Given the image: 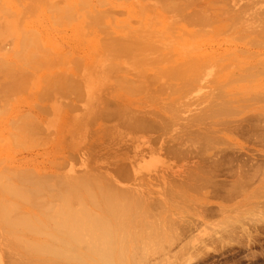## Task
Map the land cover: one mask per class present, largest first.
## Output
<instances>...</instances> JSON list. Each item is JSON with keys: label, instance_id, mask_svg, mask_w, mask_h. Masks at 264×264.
<instances>
[{"label": "bare ground", "instance_id": "1", "mask_svg": "<svg viewBox=\"0 0 264 264\" xmlns=\"http://www.w3.org/2000/svg\"><path fill=\"white\" fill-rule=\"evenodd\" d=\"M117 1L0 0V102L4 103L3 107L0 103L2 108L0 113L3 114L8 109V114L0 118V162L9 157L10 138L12 144L17 147L35 133L51 132L49 130L56 128L53 133L56 134V140H60L63 134V128L60 129L58 123L60 116L68 117L69 127L65 126L64 130L80 145L87 142L90 124L100 129L94 128V137L98 142L103 138H108L110 142L120 139L122 134L118 125L142 133L165 131L176 116L174 114L176 110L172 114H166L167 111L163 107L164 116L148 112L147 109L143 114L136 113L132 110L134 99H142L141 102L148 105L157 104L155 102L162 100L160 96L180 97L186 91V95H190L199 87L198 84L206 80L204 77L206 74L207 80H213V85L220 93L222 92L220 95L214 88L219 93L217 95L225 98L221 99L222 103L216 101L217 104H213L216 106L220 103L216 107L218 109L211 107L209 110L212 114L208 117L216 119L215 124L218 122L215 127L197 129L204 120L203 117L197 118L191 121L192 125L188 130L182 131L181 135L172 139L176 142L175 146L169 149L173 156L183 159L197 157L198 160L192 162V165L188 164L184 171H179L172 179H166L165 185L158 191L147 186L150 187L147 190L151 191L148 192L146 187L137 181H132L130 183L132 186L130 184L123 186L122 182L131 181L134 174L142 172L133 161L127 164L130 160L127 153L125 155L115 153L112 161L121 163L114 172L106 170L109 173H104L99 167L93 166L100 158L95 152L92 155L93 163L90 162L93 164L91 171L87 170L88 172L83 175L68 171L52 177L29 168L22 171L19 168L17 172H14V168V171L9 172L2 167L0 264H114L123 261V252L127 251L128 246L125 241L128 237L122 235L120 230L128 226L126 225L128 219L127 222L124 221L125 224L120 222V219L121 221L125 219L128 211L133 217L139 212L141 215L144 212L147 216L145 211L152 212L154 208L157 211L163 209L161 211L168 214L171 208L167 204L181 209L180 207L183 208L181 204L188 205L193 200L190 198L189 201L186 195L195 194L197 197L193 195L196 198L193 203L206 204L201 207L198 203L196 212H208L209 215L214 211L208 206L212 203L211 199L218 197L221 203L224 202L230 195H234L232 193L240 183L238 180L244 177L242 169L248 167L246 163H249L250 157L248 161L243 162L241 159L243 156L240 157L238 154L241 149L236 150V147L226 143L227 140H232L223 138L224 130H227L230 123L219 118L226 117L233 111L238 96H262L264 99V47L261 45L264 37H261L259 42L241 44L242 46L235 43L234 38L231 40L234 49H222L220 41L211 39L200 43L198 39L206 35L201 31L206 29L201 30L197 27H205L212 23L224 27L234 26L241 20L246 7L242 6L237 11L224 15L219 14L218 8H215L217 0H159L157 7L139 0H131V4ZM131 7H136L133 13L127 10ZM221 7L224 8L223 5ZM124 8L126 13L121 11V15L124 13L127 18L119 19L116 15L120 11L118 13L117 11ZM259 14H254L253 17L258 16L257 21L261 18L264 22V11ZM135 16L140 17V26L132 25L130 18ZM168 23L171 30L180 28L183 32L184 42L171 48L175 50L176 58L169 61L166 57L156 61L148 59L146 53L166 47L165 33ZM250 25L247 23L236 30L238 33L247 32ZM68 28L72 34L68 36L70 46L64 45L60 38V35L68 32ZM257 32L264 34L262 29ZM238 46L245 51L239 50ZM261 51L263 53L259 54ZM243 54L255 57L259 60L258 63L234 64V61L240 59ZM130 58L132 60H129ZM209 60L214 62L215 71L205 67L204 63ZM208 70L211 72L210 77H207ZM134 71L137 80L130 78L131 72ZM252 82H257V85L252 86ZM99 91H108L104 93L117 98L120 104L116 108H110L112 104L108 103L109 97H105ZM97 93L99 97L102 94L103 98L96 97L95 102L93 99ZM203 94L206 93L201 95ZM69 95H76L79 98L85 96L89 99L86 105L88 111L83 116L70 114L76 106L60 101V98ZM10 96H15L14 102L17 100L18 103H32L34 112H30L32 107L27 114L12 112L7 101H10ZM138 96L141 97L137 98ZM179 97L176 98L177 101L182 99ZM241 99L240 102L245 101ZM48 109L54 116L45 121L42 114H50ZM236 109L238 110L237 107L235 111ZM234 113L233 111L231 114ZM260 117H262L260 114L253 115L247 121L241 120L239 127L236 124L237 126L233 128L235 132L239 131L238 136L240 132L249 133L259 127L256 124L250 125L249 123H252L250 121L260 120ZM114 119L118 121L115 126H100L104 120ZM261 129L263 132L264 127ZM262 132L261 135L264 134ZM35 135L33 137L37 136ZM210 155L216 157L207 158ZM233 159L239 162V165L242 162L240 167L237 168L238 164H231ZM254 160L257 159L254 157ZM255 161L252 162L253 165H256ZM132 164L135 166H130ZM253 165H250V168L251 166L253 168ZM250 168L246 170L249 172ZM224 174L227 177H224ZM242 184L245 183L241 182L240 185ZM257 190L253 192L257 193ZM239 191L237 190L238 193ZM237 197L233 198L237 200ZM186 199L188 202H183ZM223 206H219L220 211H223ZM132 216L129 222L132 221ZM139 219L143 222L144 215ZM172 219L168 221L174 223ZM190 223L194 226L193 222Z\"/></svg>", "mask_w": 264, "mask_h": 264}, {"label": "rangeland", "instance_id": "2", "mask_svg": "<svg viewBox=\"0 0 264 264\" xmlns=\"http://www.w3.org/2000/svg\"><path fill=\"white\" fill-rule=\"evenodd\" d=\"M139 1H144L149 6L157 7L159 0ZM117 2L131 4V0H118ZM257 4L258 6L255 7V5ZM222 5L224 6V8L221 7ZM242 6L246 7V9H244L245 12H243L241 20L237 21L234 26L224 27L219 25L218 23H212L205 27H197L201 30L206 29L204 31H201L204 32L206 35L201 36L198 41L200 43H204L211 39L215 41H220V47L222 49H234L235 46L232 45L234 43L231 41L234 38H236V40L234 39V42L239 45H246L247 43L252 44L256 41L259 42V40H261V37H264V34L261 35L257 31L260 29L264 30V22L261 18L257 21L258 16H254L256 17L254 18L253 15H260L259 13L264 11V0H217L215 8H218L217 12L219 14L224 13V15H228L227 13H233V11H237ZM252 7H254V10H252ZM125 10L126 8L118 10L117 13L119 11L120 12L116 16L119 19L127 18L126 14L124 15V13H126ZM127 10L130 13H133L136 10V7H131ZM255 10H257L258 13ZM121 11L125 12L121 15ZM130 19H132V25L134 24V26L136 27L140 26L141 20L139 16H135ZM247 23L248 26L251 24L248 31L244 33H238L236 29ZM170 26L171 25L168 23L167 31L165 33L166 47H162V50L158 51H149V53H146L148 59L156 61L166 57L168 59L167 61H169L176 58V52L171 48H173L174 46H179L180 43L184 42L182 40L183 32L180 30V28H174L173 30H171ZM67 30L68 32H65V34L60 35V38L64 45L70 46L68 36L70 37L72 34L70 33V28H68ZM227 40H230L231 42H227ZM261 45L262 47H264V42L261 43ZM66 46H64V48H66ZM238 49L245 51L240 46H238ZM262 53V51L259 52V54ZM239 58L240 59H236L234 61V64L237 62L253 64L258 63L259 61L255 59V57H249V54H243ZM129 60L132 59L130 58ZM217 60L220 61V59ZM226 63L227 62H223V64ZM165 65H167L166 62ZM204 65L210 71L215 69V64L212 60H209L208 62L204 63ZM209 70L207 71L209 72L207 77H210L209 75L211 72ZM206 75L204 76L206 79L204 81L206 82L204 83V81L202 82L201 80V84L204 85L201 86V84H198V86H201V88H196V90L190 93V95H186L187 91L186 93H181L184 96V99L182 95V97H179L178 95L172 98H169L168 96H160L162 100H158L157 102H155L157 104L148 103L149 107L147 104H144V102H141L142 99H134L135 103L132 105V110L136 113L143 114L147 109L148 112H156L159 113V115L164 116L162 114L163 107L167 111L166 114H172L176 110V112H174L176 116L173 117L172 123L168 126L165 131H160L159 133H142L128 130L123 125H118V129L121 131L122 134V137L120 139L116 140V142H110L108 138H103V140L98 142L97 138L94 137L95 125L90 124V132L88 134L87 142L80 145L68 132L64 130L65 126L69 127L67 120L68 117L64 118V116H60L58 120L59 128H63V134L60 137V140L57 141L56 134L53 133V130H55L56 128H52V130H49L51 132L40 131L41 133L38 134L35 133L38 130L34 129L36 131L33 132L37 136L34 134L36 137H33L34 135L32 134L33 136H29V138L27 137L28 139L18 144L17 147L12 144L10 138V146L8 149L9 157L5 159V161L0 162V169L3 167V169L12 172V170L15 168V171H13L17 172L19 171V168L21 171L23 169L26 170L27 168H29V170L33 169V171L36 170V172H43L46 175H50L52 177L67 173L68 171H73L80 175H83L86 172L91 171L90 168L93 164H91L90 162L93 163L92 155L93 152H95L100 158L97 159L98 163L93 166L99 167L100 170L104 173H109L106 170L114 172L117 166L121 163V161L117 163L114 162L115 160L112 161V157L115 155V153L118 152L122 155H125L127 153L128 158L130 160L123 161H127V164H131L133 161L135 164H138L142 172L139 173L138 171V173L134 174L135 176L132 178L131 181L122 182L124 184L123 186H125V184L129 186L132 181H137L138 183H142L144 187H146V190L148 188L147 186H151L154 188V191H158L163 187V185H165V182L167 180L172 179L176 174H178L179 171H184L188 164L192 165V162H196L198 160L197 157L183 159L177 158V156L175 157V155L173 156L170 153L169 149L174 147L176 142H174L172 139L178 135H181L182 131L188 130V128L192 125L191 121L197 118L203 117L202 119H204L198 127L195 126L197 127V129L200 127H215L218 122L217 121L215 124L216 119L208 117L212 114V112H210L209 110L212 108L218 109L216 107H218L219 104L222 103L221 99L225 98L224 96L220 97L222 92L220 93L219 89L213 85V80H211L210 78V80H207ZM130 78L137 80V75L135 71L131 72ZM251 85L255 86L257 85V82H252ZM214 88L218 90L220 95H217L219 93L215 91ZM104 92L99 91V93H103L105 97H107L109 93L106 94ZM211 92H213L214 95ZM215 92L217 93L215 94ZM99 93H97L98 95L96 94L97 96H95V98L93 99L95 102L96 97L100 99L102 95L100 94L99 97ZM202 93H206L209 95L203 94L202 96ZM212 96L215 97L212 98ZM13 97L15 98V96ZM13 97L10 96V101L7 100L9 102L8 104L11 105L12 112H26V114L34 112L32 103L27 102L30 105L29 106L24 102L18 103L17 100L16 102H14L15 99ZM108 97L110 98H107L109 101L108 103L112 104L110 105V108H116L117 105L120 104V101L117 98L113 96ZM140 97L141 96H138L137 98ZM178 97L182 99L177 101L178 99L176 98ZM244 97L245 96L236 97L237 102H235L234 106L230 105V107L233 106L235 108H238V110L236 109V112L235 108L232 107V110L235 112V115L231 114L233 113L232 111L229 114L230 116L227 115L226 117L223 116L222 118H219L221 121L224 119L229 121L230 124L227 130H224L225 135L223 134V138H231L232 140H227L226 143H228V145L230 146L236 147V150H243L242 153L240 152L241 150L238 151L239 156H243L248 159L245 160L243 157H241L242 161H248L249 157L251 160V157H253L252 161L249 160L250 165H253V161H255L254 157L257 159L255 161L256 165H253L255 168H252L251 166V169L249 163H246L250 168L249 172L246 170L248 168L247 166L246 168L244 167V169H242L244 170L243 175L245 178L241 176L244 179L240 177L243 180L241 181V179H239L238 182H244L246 185H240L239 183V185H237V187L239 188L236 187V190L234 189L232 193L236 196H229L231 198H236L238 196L237 200L234 198V200L229 199L228 197L226 200H224V202H222V204L221 201H219L221 199H219L218 197H215L217 199L212 198L210 201L212 203H209L208 206L212 207L214 211L210 210L211 212H209L211 214L209 213L208 215L207 211V213H201L198 211L196 212V209L198 208L199 204H201V207L206 206V204L200 202H198V204L197 202H195L197 203L195 205V203H193L192 201H195L196 198L194 196L196 195L189 194L186 195L187 199H189L190 201L193 198V200L190 201V204L188 205L181 204L180 206H183V208L180 207L181 209H179L176 208L174 205L173 208L171 204L168 205L166 203L167 206L171 208V212L168 211V214L165 212L163 213V211H161L163 209H159V211H157V209L154 208L155 211L154 209H150L152 210V212H149V210L145 211L147 216H145L144 212L142 215L141 212H139L140 214L137 213V216L135 217L131 215V223L129 222V219H131L130 214L132 213L128 214V211L126 218H123L122 221L120 219V222L124 224L125 222H127L128 219V224L126 223V225L128 226H126L123 230H120V232H122V235L128 237L127 241H125L128 245L126 247L127 251L123 252V261H117L114 264H264V134L261 135L260 133L263 130L261 128L264 127V99L261 98L262 96H246L248 98ZM237 98H239V100ZM240 98L245 99V101L240 102ZM257 98H260L262 101L260 99L257 100ZM175 99L176 101H174ZM86 100L88 101L86 102ZM60 101L63 102V104L75 105L76 107L73 108L70 114L75 115L77 117L83 116L86 111H88V107H86V105L88 104L89 99H86L85 96L79 98V96L76 95H69L60 98ZM216 101H220V103L215 106L213 104H217ZM1 104V107H3L4 103ZM174 105L178 106L179 108ZM172 106L174 107L172 108ZM101 107H105V105H101ZM30 108L32 109V111L27 112L30 110ZM7 110L8 109H6V112H3V114L0 113V118L2 115L8 114ZM65 111H67V109ZM51 112L52 111L50 110L49 113L51 114ZM50 114H42L45 121L51 119L50 117L54 116L53 112L51 116H49ZM258 114L262 116L260 117V120H251L250 122L252 123L249 124L259 125L258 128L260 129L254 128L251 132L249 131V133L245 131V134H242V132H240V135L238 136L239 131L237 130V132H235V126L238 125L239 127V123L241 122V120L247 121V119H249L251 116ZM117 122V119H114L112 121L104 120L100 124V126L112 127L115 126ZM244 123L245 128H247L246 122ZM9 124L10 123H8V126ZM95 130L100 129L96 127ZM262 133H264V131ZM233 136L235 137L233 138ZM243 152L248 154V156ZM89 153H91V155ZM210 156H208L207 158L210 159L216 157L215 155H212L211 157ZM232 163L238 164V166L236 165L238 168L240 167L242 162H240L239 165V162L237 163V161H234L233 159L231 161V164ZM135 164H132L130 166L133 167L135 166ZM236 166L234 165V167ZM245 171H247L248 173L247 177ZM223 176L227 177L225 174ZM246 178H248L249 181ZM245 179L248 182H246ZM231 182L233 183V181ZM247 185L251 188H249ZM130 186L132 185L130 184ZM247 188L251 190H248ZM148 189H150V187ZM256 189H258L257 193H254L253 191H255ZM237 190H240L239 193L237 192ZM147 191L151 192L149 190ZM250 191L251 193H253H249ZM248 193L250 194L249 196L251 198H248ZM244 197L246 198V200ZM228 199L230 200V202H228ZM186 200L183 202H188V200ZM256 200L259 202H257ZM249 201H251V203H249ZM220 205H224L223 211L219 210ZM217 209L218 211H216ZM172 212L173 214L175 212L174 216ZM156 213L159 215H157ZM177 213H179V217L176 215ZM138 215H141L142 217L144 215L143 222L139 219V217L141 218V216ZM171 215L174 219L176 218V221L172 219ZM201 216L203 219L201 218ZM146 217H148V219ZM169 217L174 221V223L170 222L171 219H169ZM134 220L138 221V223H135ZM185 222L186 224H183ZM190 222H193L194 226ZM129 224H132V226H129Z\"/></svg>", "mask_w": 264, "mask_h": 264}]
</instances>
